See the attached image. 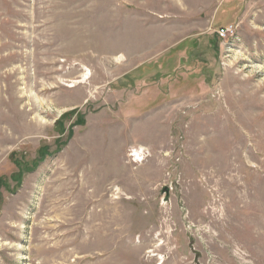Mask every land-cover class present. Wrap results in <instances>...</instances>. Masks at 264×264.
I'll list each match as a JSON object with an SVG mask.
<instances>
[{"label":"rangeland","instance_id":"374dc122","mask_svg":"<svg viewBox=\"0 0 264 264\" xmlns=\"http://www.w3.org/2000/svg\"><path fill=\"white\" fill-rule=\"evenodd\" d=\"M0 264H264V0H0Z\"/></svg>","mask_w":264,"mask_h":264},{"label":"built area","instance_id":"2783aa9c","mask_svg":"<svg viewBox=\"0 0 264 264\" xmlns=\"http://www.w3.org/2000/svg\"><path fill=\"white\" fill-rule=\"evenodd\" d=\"M220 34H221V36H223V40L224 39H226L228 36L226 35V33H225V31L224 30H222V31H220ZM134 151H136V150H133V151H131L130 153H129V156H130V158L132 159V161L134 162V163H136V162H138V163H140L143 159V156L141 155V152L142 151H138L136 154H134Z\"/></svg>","mask_w":264,"mask_h":264},{"label":"bare ground","instance_id":"6f19581e","mask_svg":"<svg viewBox=\"0 0 264 264\" xmlns=\"http://www.w3.org/2000/svg\"><path fill=\"white\" fill-rule=\"evenodd\" d=\"M122 60H123V57L121 56V57H119V58L116 59V62H121ZM89 74H90V73H89ZM87 75H88V73H87L86 75H84V78H86ZM84 78H83V79H84ZM138 151H141V149H138V150L134 151V154H136Z\"/></svg>","mask_w":264,"mask_h":264},{"label":"water","instance_id":"95a60500","mask_svg":"<svg viewBox=\"0 0 264 264\" xmlns=\"http://www.w3.org/2000/svg\"><path fill=\"white\" fill-rule=\"evenodd\" d=\"M162 194H165L166 198L169 196V192L166 188L163 189Z\"/></svg>","mask_w":264,"mask_h":264}]
</instances>
